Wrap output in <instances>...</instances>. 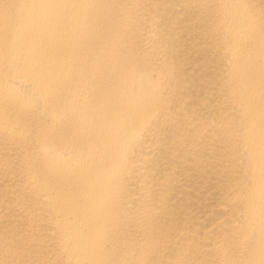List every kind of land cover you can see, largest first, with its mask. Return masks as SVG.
I'll use <instances>...</instances> for the list:
<instances>
[{
  "label": "bare ground",
  "instance_id": "bare-ground-1",
  "mask_svg": "<svg viewBox=\"0 0 264 264\" xmlns=\"http://www.w3.org/2000/svg\"><path fill=\"white\" fill-rule=\"evenodd\" d=\"M0 264H264V0H0Z\"/></svg>",
  "mask_w": 264,
  "mask_h": 264
}]
</instances>
